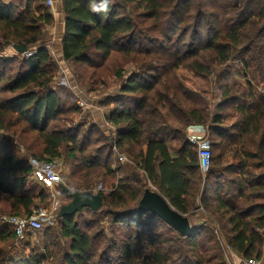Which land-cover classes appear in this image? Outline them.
<instances>
[{
  "label": "trees",
  "instance_id": "16d2710c",
  "mask_svg": "<svg viewBox=\"0 0 264 264\" xmlns=\"http://www.w3.org/2000/svg\"><path fill=\"white\" fill-rule=\"evenodd\" d=\"M45 3L0 0V210L29 218L49 200L47 188L29 186V158L74 161L71 189L78 192L117 180L109 193L98 191L104 201L98 212L55 216L44 231L45 255L16 252V235L0 228V264H227L226 247L261 261L264 0H61L63 59L92 71L84 75L91 92L113 56L135 67L119 93L101 104L114 107L106 118L109 137L97 126L75 124L82 109L54 89L58 66L47 48L28 59L3 54L10 46L39 44L54 22ZM234 62L255 72H233ZM115 76L122 79L123 71ZM191 126L207 130L212 159L205 174L188 141ZM95 135L100 146L91 149ZM114 149L132 164L114 170ZM149 184L189 217V236L137 211ZM61 196V206L71 201ZM200 212L207 221L195 227ZM99 217L107 227L97 230ZM41 231L21 241L26 250Z\"/></svg>",
  "mask_w": 264,
  "mask_h": 264
},
{
  "label": "rangeland",
  "instance_id": "374dc122",
  "mask_svg": "<svg viewBox=\"0 0 264 264\" xmlns=\"http://www.w3.org/2000/svg\"><path fill=\"white\" fill-rule=\"evenodd\" d=\"M53 9L54 8L52 7L48 8V10L52 14H53ZM62 18H64V14L63 15L55 14L53 24L45 28L44 34L42 36V40L40 41L41 42L40 45L42 46H39V47H43L44 41L46 39H52L53 44H55L53 41V38L55 39V42L60 40L61 35H63L61 34L63 30V25H62L63 19ZM46 46L47 45H45L44 48H47V50L53 56L55 63L58 66V70L56 71L55 73L56 75L54 78V86H53L54 89L59 90L63 99H73V103L77 102V105L82 109V114L80 116L73 117L75 124L86 122L88 127H90V125L97 126V128L102 132L103 135H105L106 137L107 136L109 137L111 135L112 128L106 123V118H107V115L111 112V108H114V107L113 106L110 108L101 107V104L108 97L114 96L115 94L119 93L122 84H124V81H126L134 73L135 67L131 64L126 65L125 62L122 60V58H120L119 56H113L112 58H110L109 62H107L104 65V68L98 72L99 76L103 75L102 77L103 80L95 86L98 89L95 92H91L89 90V87H90L89 82L84 78V75H87L89 74V72H92V71L86 66L78 67L69 62L64 61L63 53H61V50L59 51V45L55 44L53 47H51V49H49L48 46L47 47ZM36 49L37 48L35 47H32L31 49L29 48V52L35 53ZM3 54L8 58H12L15 56L24 58L23 55L18 54L11 46L7 47ZM232 66H233L232 69H234L233 72H255L251 65H249V67L251 68L248 67L247 71L242 68L243 65L241 63L234 62L232 63ZM120 69L123 71L124 77L122 79H119L115 76V72ZM180 72L185 73L189 71L183 70ZM82 76L84 79L81 78ZM246 79L243 78V80L241 81L242 84L248 83ZM187 135L189 136L188 131H187ZM94 138H95L94 142L89 147L91 149L97 148L98 146H100V143H98V141L101 139V136L95 135ZM96 140L99 145L95 144ZM106 152H108V150ZM113 154L114 156L112 159V168L114 170L120 167H125V166L127 167L126 164H132V162L128 159V156L126 154H124V156L128 160L129 163L121 162L119 158L117 157V155L115 154V151H113ZM30 159L32 158H29V160ZM73 164H75L74 161L67 160V159H62L60 162L61 178L63 182L61 186H65L69 189H71L76 183L72 178ZM116 180H117V177L116 179H112V178L101 179L99 184L97 183L98 185L94 188L93 193H97L99 190H103L104 193H109L113 189V186L116 183ZM39 182H40L39 180L33 181L30 179L29 186L38 185V186L43 187V185H41V183L39 184ZM150 187L151 185L149 184V188ZM60 190H61L60 187L56 188V195L58 196V199H57L58 201L56 203L51 199V196H50L46 204L41 205L42 211H44L46 214L45 221L43 222L44 223L43 231L33 234V236H31L28 239L30 241L29 243L31 244L28 250H26L24 247L26 246L25 244L27 240L25 241V243L23 242L21 243L20 241L16 240L14 242V246L17 249L16 252L24 251L25 254L29 255L31 251H34L38 253L39 255L41 254L45 255L43 251L44 246H45L44 245V231L48 227H52V226L54 227L55 216L58 213V210L60 209L61 205L65 204V201H66L65 198L61 196ZM4 199L5 197L0 198V204L3 203ZM2 213L4 212H1L0 210V216L4 215ZM200 213L202 214V217H200L197 220L196 219L192 220V223L195 227H197L196 225H198L200 221L201 222L207 221L206 220V218L208 217L207 214L202 213V212ZM85 218H87V220L89 221L95 219V217L91 215L90 213H86ZM96 220L100 221V224L97 227V230H100L98 228L107 227L106 221H104V219H102L101 217L97 218ZM106 234L107 236L110 237V233L107 229H106ZM224 252H228V249L225 248Z\"/></svg>",
  "mask_w": 264,
  "mask_h": 264
},
{
  "label": "built area",
  "instance_id": "2783aa9c",
  "mask_svg": "<svg viewBox=\"0 0 264 264\" xmlns=\"http://www.w3.org/2000/svg\"><path fill=\"white\" fill-rule=\"evenodd\" d=\"M46 6L48 8L53 7V0H46ZM34 52H27L23 54V57L28 59L32 57ZM188 141L197 148L199 157V166L201 172L205 174L211 167L212 150L211 145L207 137V130L203 126H191L188 129ZM115 154L121 162H128L124 155H121L114 149ZM30 166L32 168L31 180H39V184L47 188L51 192V199L56 203L58 196L56 195V188L61 186V166L55 161H40L30 159ZM46 214L44 211L34 213L29 218L13 217L3 215L0 216V228L9 229L16 235L17 241L25 239L26 235L34 232L41 231L44 228V221ZM228 249V248H226ZM229 251V249H228ZM226 254V252H225ZM231 252L226 254L227 261L231 258ZM230 261V260H229ZM231 264H262L257 259H240L238 262H230Z\"/></svg>",
  "mask_w": 264,
  "mask_h": 264
},
{
  "label": "water",
  "instance_id": "95a60500",
  "mask_svg": "<svg viewBox=\"0 0 264 264\" xmlns=\"http://www.w3.org/2000/svg\"><path fill=\"white\" fill-rule=\"evenodd\" d=\"M12 48L20 55L29 51L26 45H15ZM60 189L71 201L60 207L56 215L58 219L75 216L84 209H91L94 212H98L103 207V196L99 192H78L65 186H60ZM137 211L155 214L183 237L189 236L193 230L189 217L177 212L170 206L167 200L152 187L145 190Z\"/></svg>",
  "mask_w": 264,
  "mask_h": 264
},
{
  "label": "crops",
  "instance_id": "0c3cea01",
  "mask_svg": "<svg viewBox=\"0 0 264 264\" xmlns=\"http://www.w3.org/2000/svg\"><path fill=\"white\" fill-rule=\"evenodd\" d=\"M12 0H4V2H6V3H10ZM54 1V5H53V7L52 8H54L53 9V16H55V14H61V15H63L62 13H63V7H62V3H61V0H53ZM63 19V22H62V25H63V30H62V33L61 34H64V26H65V24H64V18H62ZM62 36L63 35H61V38H60V40H58V41H56L55 42V39L53 38V41H54V43L55 44H57V45H59V51L61 50V53H62ZM45 40V39H44ZM43 42V41H42ZM40 43L41 42H39V44H37V46H35V48H38L39 46H42V45H40ZM44 44L45 45H47L48 46V48L49 49H51V47H53L55 44H53V42H52V39H46L45 41H44ZM43 44V47L45 46ZM52 44V45H51ZM46 46V47H47ZM40 48V47H39ZM58 49V48H57ZM226 248H228V247H226ZM229 249V248H228ZM232 253L231 254V258H229V260L227 261V258H226V254L227 253ZM226 254H225V259H226V261H227V264H231L230 262H238L240 259H242L241 257H239V256H237L236 255V253L233 251V250H231V249H229V251L228 252H226ZM261 263L262 264H264V256H263V258H262V260H261Z\"/></svg>",
  "mask_w": 264,
  "mask_h": 264
},
{
  "label": "clouds",
  "instance_id": "9594fccd",
  "mask_svg": "<svg viewBox=\"0 0 264 264\" xmlns=\"http://www.w3.org/2000/svg\"><path fill=\"white\" fill-rule=\"evenodd\" d=\"M95 10V9H94Z\"/></svg>",
  "mask_w": 264,
  "mask_h": 264
}]
</instances>
